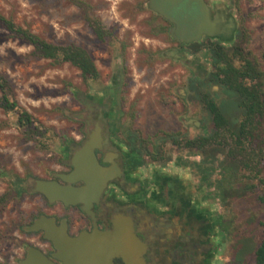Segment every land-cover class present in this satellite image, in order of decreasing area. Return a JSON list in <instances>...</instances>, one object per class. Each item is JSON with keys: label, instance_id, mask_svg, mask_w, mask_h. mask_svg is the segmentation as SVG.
Instances as JSON below:
<instances>
[{"label": "rangeland", "instance_id": "obj_1", "mask_svg": "<svg viewBox=\"0 0 264 264\" xmlns=\"http://www.w3.org/2000/svg\"><path fill=\"white\" fill-rule=\"evenodd\" d=\"M84 1L110 35L104 42L95 37L81 12L65 0H0L1 15L49 43L84 48L99 72L96 80H84L73 66L38 57L32 47L11 38L0 26V74L11 83L19 107L42 127L40 134L29 140L18 128L16 115L0 110V263L22 255L16 225L21 222L27 227L30 215L37 210L39 200L28 193L26 183L62 168V148L78 141L82 130L76 119L84 111L80 95L102 90L116 65L124 68L122 97L125 109L130 110V123L141 127L146 136L185 130L180 121L187 116L203 121L209 134L213 133L211 115L196 99V93L193 104L182 111L180 94L189 72L180 62L187 60L185 56L177 59L171 51L176 42L165 28L160 31L158 17L147 7L150 0ZM220 1L226 4L221 11L237 21L239 32L234 44L240 33L246 35L247 49L264 73V0ZM171 15L190 32L201 19L198 5L188 0ZM166 88L171 91L169 97ZM202 91L222 108L229 132H222L221 139H229L241 120L236 97L217 84ZM168 104H172L170 110L165 107ZM189 130L194 136L195 129ZM168 153L173 158L213 164L211 186L200 184V191L211 195L210 202L225 230L223 263L255 264V250L264 238V146L260 164L251 170L237 165L239 159L232 161L225 145L208 144L200 152L176 146L168 148Z\"/></svg>", "mask_w": 264, "mask_h": 264}, {"label": "flooded vegetation", "instance_id": "obj_2", "mask_svg": "<svg viewBox=\"0 0 264 264\" xmlns=\"http://www.w3.org/2000/svg\"><path fill=\"white\" fill-rule=\"evenodd\" d=\"M156 1L169 17L168 19L152 12L158 17L160 26L165 28L169 37L175 29L176 39L173 40L176 45L171 51L177 59L185 56L187 60L186 63L180 62L189 72L183 81V94H180V99L184 102L182 111L193 104L192 99L196 93V99H199L210 114L205 100L211 99L202 89L215 84L212 75L216 67L211 49L216 44L225 49L233 46L239 32L237 21L229 14L228 18L232 22L229 32L223 37H204L201 42L185 44L179 37L193 35L199 21L195 30L190 32L188 26L184 27L171 14L187 0H181L174 7L165 1L162 4L159 3L160 0ZM205 2L215 12L226 8V4L220 0ZM123 73L124 68L116 65L110 81H106L102 90L96 91L95 95H80L79 103L84 111L76 116L82 124L78 141L68 142L62 148V168L26 183L28 193L39 200L35 205L37 210L30 215L27 227H23L21 222L16 225L15 235L22 240V255L0 264H18L26 257L30 248L40 250L55 264H64L62 260L54 258L55 249L43 237L42 231L25 230L41 217L55 220L58 227L64 226L71 238L94 232L113 235L119 229H125L133 238L137 264H224L222 249L225 230L210 202L211 195L200 191L201 186H211L209 176L214 171L213 164L191 161L188 158H173L168 153V148L176 146L195 152L207 148L208 144L194 146L198 140H207L211 136L207 126L203 121L198 122L187 116L180 121L185 130L158 131L152 136H146L141 127L130 123V110L125 109L122 97ZM165 93L169 97L171 91L166 88ZM165 107L170 110L172 104ZM192 128L195 129L194 136L189 130ZM97 129L100 142L93 152L98 164L108 171L106 182L97 187L85 202L73 205H65L59 201L50 203L46 197L35 192V182L38 180L75 188L86 187L83 181L67 184L59 175L72 172V156ZM22 231L23 237L20 236ZM103 264L130 262L123 257H114Z\"/></svg>", "mask_w": 264, "mask_h": 264}, {"label": "trees", "instance_id": "obj_3", "mask_svg": "<svg viewBox=\"0 0 264 264\" xmlns=\"http://www.w3.org/2000/svg\"><path fill=\"white\" fill-rule=\"evenodd\" d=\"M75 6L82 14L95 37L104 42L109 37L108 31L94 15L92 6L84 0H65ZM0 26L11 38L17 39L33 48L38 57L51 60L55 64H69L81 73L84 80H96L99 72L89 55L82 47L74 44H52L30 30L17 25L13 20L0 14ZM163 32L164 29L157 23ZM215 62L214 83L222 86L227 94L236 97L241 120L235 132H230L229 139H221L222 132H229V121L212 100H205L212 118L213 133L209 139H200L194 146L215 143L228 148V157L237 161L247 170L255 169L262 159L264 146V73L247 49V37L240 33L236 43L225 49L216 44L212 49ZM238 64V65H237ZM0 110L16 115L18 128L27 139H35L40 134L41 125L14 100L13 88L8 79L0 74ZM19 193V189L16 190ZM238 259V257H237ZM255 264H264V238L254 253Z\"/></svg>", "mask_w": 264, "mask_h": 264}, {"label": "water", "instance_id": "obj_4", "mask_svg": "<svg viewBox=\"0 0 264 264\" xmlns=\"http://www.w3.org/2000/svg\"><path fill=\"white\" fill-rule=\"evenodd\" d=\"M164 1L173 7L181 2V0H160L159 3L162 4ZM188 1L198 5L201 19L193 35L179 37V40L185 44H192L201 42L204 37L218 39L229 32L232 20L227 17L226 11L210 10L205 0ZM147 7L153 13L169 19L156 0H150ZM174 32L175 29L170 33L171 39H176ZM99 142L97 129V132L90 134L88 141L72 156V172L68 175H59V178L67 184L83 181L86 187L75 188L70 185L62 186L57 182L38 180L35 182V192L46 197L50 203L59 201L65 205H73L85 202L108 178V171L98 164L93 152L94 148L99 146ZM25 230L28 232L42 231L43 237L50 241L55 249L54 258L62 260L64 264H103L114 257H123L130 264H137L133 238L125 229H119L113 235L94 232L71 238L67 235L64 226L58 227L55 220L41 217ZM18 264L55 263L40 250L30 248L27 250L26 257Z\"/></svg>", "mask_w": 264, "mask_h": 264}]
</instances>
